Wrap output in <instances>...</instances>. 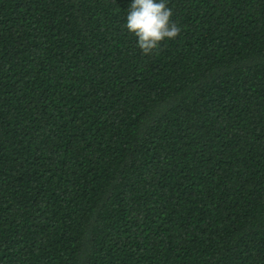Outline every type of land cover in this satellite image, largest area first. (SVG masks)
Returning <instances> with one entry per match:
<instances>
[{
	"label": "trees",
	"instance_id": "1",
	"mask_svg": "<svg viewBox=\"0 0 264 264\" xmlns=\"http://www.w3.org/2000/svg\"><path fill=\"white\" fill-rule=\"evenodd\" d=\"M0 0V264H264V0Z\"/></svg>",
	"mask_w": 264,
	"mask_h": 264
},
{
	"label": "clouds",
	"instance_id": "2",
	"mask_svg": "<svg viewBox=\"0 0 264 264\" xmlns=\"http://www.w3.org/2000/svg\"><path fill=\"white\" fill-rule=\"evenodd\" d=\"M172 16L167 0H133L124 27L136 38L141 54L153 56L162 50L166 41L175 40L181 34L182 29Z\"/></svg>",
	"mask_w": 264,
	"mask_h": 264
}]
</instances>
